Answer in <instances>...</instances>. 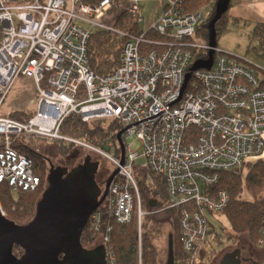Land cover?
I'll list each match as a JSON object with an SVG mask.
<instances>
[{"label":"built area","instance_id":"built-area-1","mask_svg":"<svg viewBox=\"0 0 264 264\" xmlns=\"http://www.w3.org/2000/svg\"><path fill=\"white\" fill-rule=\"evenodd\" d=\"M145 1L0 0V111L24 78L33 81L28 102L35 107L27 119L0 115V189L29 192L40 186L35 161L15 148L17 142L74 145L108 160L118 172L103 203L112 223L102 244L106 264H121L112 235L115 225L130 223L134 215L141 226L134 166L142 159V168L165 178L170 206L179 212L181 254L175 264H197L214 228L207 212H222L229 203L227 191H211L219 173L264 160V88L259 66L218 49L210 70L191 72L194 51L210 50L196 35L212 8L204 16L187 13L186 0H156L162 12L143 30ZM125 16L141 33L128 35L118 26ZM96 30L128 38L120 66L109 74L97 75L91 67L88 44ZM72 114L83 122L113 120L127 128L124 164L118 133L100 146L62 135ZM131 135L133 143L126 139ZM99 209L89 220L93 229L100 226ZM0 210L6 216L1 198ZM257 246L264 248V230ZM136 264H142L140 251Z\"/></svg>","mask_w":264,"mask_h":264},{"label":"trees","instance_id":"trees-1","mask_svg":"<svg viewBox=\"0 0 264 264\" xmlns=\"http://www.w3.org/2000/svg\"><path fill=\"white\" fill-rule=\"evenodd\" d=\"M89 3H95L97 0H85ZM217 0H186L185 10L187 13H195L203 8H210L212 12L209 17L201 24L197 31V39L205 44L209 41L208 25L215 16V3ZM231 4L229 7V11ZM229 11L216 23L215 29L218 36L227 29L230 24H238V19L231 18ZM126 25L121 27L128 35L141 33V28L129 17L125 16ZM122 21V18L119 22ZM121 24V23H120ZM253 36L259 39L258 56L262 64L257 68L261 78V87L264 88V28L261 24H256L253 29ZM127 37H122L117 33L110 31L96 30L92 33L88 44V55L91 67L95 74L104 75L116 70L121 63V53ZM194 57L197 61L207 60L208 51H194ZM218 52H216V55ZM250 66V63L245 62ZM13 119L22 120L23 114L12 112L9 115ZM32 116V115H31ZM29 116V117H31ZM27 117V118H29ZM121 126L117 121L99 120L93 122H83L81 118L72 114L64 121L60 132L62 135L72 138L84 139L94 144H103L104 140L110 135L115 139V135L120 131ZM49 144L46 140L31 139L28 145L21 142L15 144V148L20 153L33 159L37 165V175L41 179L39 188L36 191L12 192L3 186L0 189V198L6 216L17 224H26L31 221L35 215L36 204L41 198L42 193L47 187V168L43 155L39 150L40 146ZM74 145H56L58 152L62 154L69 153ZM46 163V164H45ZM249 171L245 177L237 170L220 172L219 180L211 186L213 194L220 191L229 193V203L222 211V215L229 224V230L233 235L239 236L247 234L251 243L257 247L258 239L264 230V161L260 160L248 164ZM134 175L138 184L141 196V208L144 212L141 229L140 252L142 264H160L159 251L155 240L160 236L163 227L172 223L174 227V249L175 257L181 254V244L179 235V212L169 203L168 190L165 178L148 168H142L140 165L134 166ZM247 194L245 197L244 194ZM152 202H155L152 204ZM14 207V209H13ZM99 212L101 214L100 226L93 229L90 224L84 231L82 245L87 249L98 246L106 227L112 223V219L105 207L101 205ZM215 229V225H214ZM216 237L219 236L215 232ZM118 260L121 264H136L138 261L139 227L137 216L134 215L131 222L126 225H115L112 235ZM22 254L20 248L15 250ZM206 249L203 247L199 252V262L206 258Z\"/></svg>","mask_w":264,"mask_h":264},{"label":"water","instance_id":"water-1","mask_svg":"<svg viewBox=\"0 0 264 264\" xmlns=\"http://www.w3.org/2000/svg\"><path fill=\"white\" fill-rule=\"evenodd\" d=\"M230 0H217L215 16L208 25L209 47L207 60L196 61L191 72L213 66L217 50L216 23L229 11ZM191 77L186 76L183 91ZM121 129L117 140L122 150L124 164V143ZM50 161L49 158L46 157ZM100 168L99 161H93L92 155H86L82 164L73 168L57 166L50 161L47 187L36 204L35 215L26 224H17L4 216L0 210V264H106V242L87 249L82 245V237L91 216L101 207L107 195L114 170L103 189L97 183L96 176ZM227 235H233L228 229ZM174 227L170 222L155 240L159 251L160 264H175ZM104 236V234H103ZM236 237L237 242L225 247L214 257L211 264H243L242 254L255 252L257 264L264 260V248L253 245L247 234ZM16 248L22 250L15 254ZM197 264H207L199 262Z\"/></svg>","mask_w":264,"mask_h":264},{"label":"rangeland","instance_id":"rangeland-1","mask_svg":"<svg viewBox=\"0 0 264 264\" xmlns=\"http://www.w3.org/2000/svg\"><path fill=\"white\" fill-rule=\"evenodd\" d=\"M162 7L163 6L161 2L156 1V0H147L142 3L144 21L141 23V28L143 30H148L154 25V23L156 22L158 18V15L162 12ZM209 7L211 8V5ZM207 9L208 7L201 9L202 14L204 16L207 15ZM121 18H122V21L120 22L118 21V24L121 27H123L124 25H126L127 19L124 17H120L119 20ZM217 49L220 51L222 50L226 51L227 53L233 55L236 59H238L239 62H248L250 64H254L255 66H260L262 64V61L258 56L259 40L253 36L250 29H247L244 26L238 27L235 25H230V27H227V29L224 30L218 36ZM33 90H34V85H33L32 79H29V78L18 79L15 82L8 97L6 98V101L0 111V115H10L16 107H19V108H22V110H25L23 112L16 111L17 113H20L26 116V117H23L22 119H27V117L31 116L32 113H34L35 111V107L33 105H30L28 100L31 96H33ZM111 136L112 135H110L109 137ZM126 139L127 141L133 143L135 141V136L131 135L129 137H126ZM92 144L97 145V146L101 145V144H94V143ZM56 145H58V143L42 145L39 148L42 155L49 158L51 163L55 167L63 166V167H68L71 169L79 164H82L84 161V158L88 154L92 155L93 161H99L100 168H99L96 180L100 188L104 190L108 178L110 177L112 172L115 170V167L108 160L102 158L101 156L97 154H91L85 149H80L76 147L72 148V150L69 153L62 154L58 152ZM133 147L135 150H139L140 144L136 142ZM257 161H260V160H254L250 163H254ZM142 162L143 160L140 159L138 160L137 164L140 165ZM248 164H246L240 170H237V172L241 173L243 177H245L249 171ZM46 168H47V176H48L49 168H50V164L48 162L46 164ZM244 195L245 197L250 199V197L247 196L246 193ZM154 203L155 202H152V204ZM221 213L222 212H218V213H208L207 212L210 221L212 222L213 225H215V229L212 228L210 235H209L210 238L208 239L206 245L204 246L207 254H206V258L202 261V263L211 264L214 257L218 256V254L222 251L223 248L231 246L237 242L236 237L232 236L233 239H230L228 237L229 235L225 233L224 230L229 228V224L226 218ZM89 224L90 223H88V225ZM138 227H139V244H138L137 256H139L140 240H141V235H142V230H140L141 226H139V224H138ZM214 230L215 232L219 233L218 237H216ZM257 245H258V242H257ZM257 248L262 249V247H259V246H257ZM15 254L21 255V254H18L16 251H15ZM263 261L264 260H262L261 264L263 263Z\"/></svg>","mask_w":264,"mask_h":264},{"label":"crops","instance_id":"crops-1","mask_svg":"<svg viewBox=\"0 0 264 264\" xmlns=\"http://www.w3.org/2000/svg\"><path fill=\"white\" fill-rule=\"evenodd\" d=\"M230 4L229 16L240 21L236 25H230L244 26L250 29L252 34L256 24H261L264 28V0H230Z\"/></svg>","mask_w":264,"mask_h":264},{"label":"flooded vegetation","instance_id":"flooded-vegetation-1","mask_svg":"<svg viewBox=\"0 0 264 264\" xmlns=\"http://www.w3.org/2000/svg\"><path fill=\"white\" fill-rule=\"evenodd\" d=\"M43 157H44L43 160L50 164V161L48 159H46L45 156H43ZM49 170H50V168H49ZM97 175H98V173H97ZM96 179H97V176H96ZM242 258L244 260L243 264H257V261H258V256L257 257L255 256V252H250L246 255L242 254Z\"/></svg>","mask_w":264,"mask_h":264}]
</instances>
